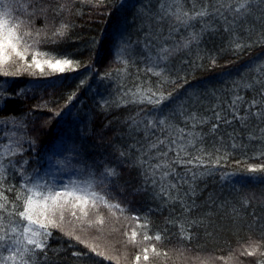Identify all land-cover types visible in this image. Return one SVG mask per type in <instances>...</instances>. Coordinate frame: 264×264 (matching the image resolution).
Listing matches in <instances>:
<instances>
[{
	"label": "trees",
	"instance_id": "1",
	"mask_svg": "<svg viewBox=\"0 0 264 264\" xmlns=\"http://www.w3.org/2000/svg\"><path fill=\"white\" fill-rule=\"evenodd\" d=\"M138 1L35 0V2H30V0H24L25 4L26 2L27 4L30 3V6L27 7L28 12L36 4L43 5L45 8L43 19L36 20L38 26L41 25L38 28L39 36L41 34L39 38L43 43L40 45V48L44 52L46 51L56 56H67V58L73 61V66L77 67V69L49 75H40L42 74L41 72L36 74L28 72L20 73L16 77L0 76V86L7 90L5 95L8 97L5 100H0V133L16 131L17 136L27 137L23 141L25 151L22 154H18L15 159L21 162L24 160L28 161L24 165V168L28 174H31L30 178H34L35 180H38L36 178L38 175L47 177L49 174L47 147L57 136L66 112L70 107L77 104L80 98L85 99L84 103L90 111L91 126L88 138L89 143L84 149L85 154L82 151L79 162L85 168L92 166L95 173H99L105 167L113 165L117 175L110 178L111 183L108 191L111 193V202L119 203L124 209L123 212L114 209L115 214L113 215L107 208L101 207L99 212L90 214L89 218L91 219H96L97 214L100 215L102 213L104 215V224L97 225L96 231H91L93 234L90 237L94 236L91 239L94 243H97L96 241L102 242V244L98 243L100 247L105 246L103 244L105 239L103 240V238L101 239L97 235L99 233L97 231L103 233L102 230L104 229L107 234L106 239L109 241L111 239L117 252L122 248H130L132 250L130 231H132L131 228L134 226V217L141 214V210L144 214L151 210L153 212L154 210L160 212L158 208H161V205L159 207L158 205L150 206V209L145 207L146 200L148 202L153 198L151 193L152 187H149L148 191L142 188L144 185L142 169L135 164L138 154L132 152L130 157L125 159H121L119 155L120 151H127L128 145L133 143V140L128 137L129 118L136 117L137 113L143 115L144 113L141 110L148 111L152 106L146 105L148 106L146 107L145 105L136 104L117 106L114 104L115 101L107 109L99 108L87 95L86 88L94 84L93 78L95 73L93 71L99 65L97 62H105L107 59V50L108 47L110 48L112 34L120 30V26L129 24L134 12L133 4L131 3L135 4ZM260 5L264 8V4ZM32 18L34 17L26 16L25 20H28L30 23ZM62 23H65L66 26L62 29L64 35H54L61 29L58 27ZM167 25L168 23L165 26L154 25V27L162 28L164 34L167 35L169 27ZM259 27L258 31L252 30L246 33L242 25L234 27L243 40V45L240 49L232 47L231 40L227 42L223 37H214L208 34H213L210 31L202 36L201 45L197 46L199 48L194 49L193 52L191 50L185 51L183 53L184 57L175 58V60L172 58L171 61L174 62L170 68L171 73L168 78L174 80H168L166 83L163 82L158 87L159 91L163 92L164 95H168L169 93L172 95L170 100L162 105L163 112L155 113L157 115L169 114V104L177 101L182 96L184 98V96L188 97L194 93L205 95V90L200 89V86L203 83L208 84L209 82L218 80L225 73L237 75L238 81L234 91L240 93L246 100H251L255 95L254 90L245 89L242 85L252 83L251 77L253 75L249 72L250 69L248 70L250 64L251 67H255L254 69L261 64L264 65V23L259 25ZM144 33L138 35L139 40L143 39ZM32 34L34 35V33ZM137 47L139 51L140 47ZM210 60L216 61V64L212 66H209V64L202 65L204 64L203 62H209ZM130 64V66H133V63ZM135 72L137 73L136 68L128 67L124 73L113 77L109 86L110 92L114 93L112 97L120 94L118 89L121 85L129 88L130 85H135V82H138ZM134 77H136V80L131 82V79ZM81 81H84V83L81 84ZM28 87H35V92L30 94L27 91ZM152 88L153 90L157 89L155 86H152ZM13 93L15 95L9 96V94ZM69 97H72V99L70 100ZM204 97L209 100L208 104L204 102L192 105L191 103H187L188 111H197L198 114L207 116L211 115L210 108L213 104L229 101L226 96H220L219 98L218 91L214 92L213 96H211L212 98L206 95ZM205 98L204 101H206ZM197 105H201L202 107L197 108ZM171 110L170 113H174ZM13 119L22 122L24 127L22 129H15L11 125L3 124V121H11ZM172 122L183 126L181 118L177 115ZM208 127L210 125L204 126L202 130L207 132ZM236 127L238 129L239 125L237 124ZM259 127H264V125H260ZM232 130V128L227 129L228 132ZM224 131L225 129L221 128V132ZM249 131H252L257 137L260 136L259 128L255 121L252 122ZM136 137L137 139H143V132L136 134ZM241 137V140H238L237 143L242 144V147L233 149L229 142L227 150L232 156L231 159H235L232 161H243V166L241 169H238L237 166L240 164L234 163L236 169L228 171L234 173L240 179V182L246 183L247 181L254 180L253 186H249V182H247L248 185H244L245 183L243 185L255 187L262 192L259 195L250 196V193L244 190L245 187L238 189L236 193L223 192L218 187L212 185L211 181L214 175L228 172L227 169H230V166L222 167L217 164L214 165L212 174L197 181L199 185L198 191H201L209 199L205 203L203 210H196L195 212L193 209L186 217L182 207H179L178 211L174 213L162 214L161 216L159 214L158 218L154 214L156 218L151 221V227L153 229L157 228L159 231H163V233L167 229H171V225H177L180 228L178 222L168 223L170 220L177 221L178 218L184 220L185 229L188 228L189 219L190 221H202V223L196 224L197 229L194 231L196 233L193 234L195 237L191 236V239H182L180 233L177 231L174 233H164L166 235L163 241L167 246L172 248L173 253L168 256V259L163 258L162 261L168 262L169 260L170 264H174V262L178 261L179 254H184L183 257L185 258H191L198 253L223 257L232 249L237 253L235 254L237 260L232 261L234 264H257V261H264V259L259 258L258 252L252 256L242 254L245 248L251 245L253 241L258 242V240H261L264 243V173L249 174L246 169H243L244 165L249 166V161L253 158L250 157V154L246 153V150L250 149L251 146L254 148L258 145H264V140H248L246 132H242ZM210 140L209 144L205 143L208 151H212L214 147L218 146L214 145L212 138ZM32 141H35L34 149L31 146ZM0 142L7 144V137L0 134ZM216 155L213 152V159ZM261 158L264 160V157ZM260 163L264 165V162ZM255 164L256 162H253L251 165ZM34 169L37 171L33 172ZM21 182V177L10 168L6 180L7 185L19 187ZM6 194L10 200L15 198L14 192ZM144 195H147L145 200ZM149 195H151V198ZM245 200L248 201L247 205L244 203ZM176 230L179 229L176 228ZM124 231L128 234H125ZM95 235L97 236L95 237ZM54 236H57V242L61 246H66L69 242V239L66 240L63 236ZM52 241H54V237L49 239V246ZM69 243L74 245V242ZM237 248L244 249L237 252ZM75 249L72 250V253L89 252V249L84 244H81L80 248L79 246L75 247ZM178 251L182 253H178ZM52 255H55L54 259L58 261L65 259L62 252L52 253ZM105 257H107L105 254L98 256L95 253H91L87 258L76 259L74 264H121ZM221 259L216 260L222 263Z\"/></svg>",
	"mask_w": 264,
	"mask_h": 264
},
{
	"label": "snow or ice",
	"instance_id": "2",
	"mask_svg": "<svg viewBox=\"0 0 264 264\" xmlns=\"http://www.w3.org/2000/svg\"><path fill=\"white\" fill-rule=\"evenodd\" d=\"M188 4L191 5L190 8L187 7ZM258 4H264V0H159L156 12H151L150 8L141 12L148 21L147 31L143 39L136 41L135 44L142 47L144 55L140 57V62L145 64L144 71L157 77L163 76L164 65L177 51L188 49L193 43L198 44L205 33L217 31L219 25H223L225 32L232 33L236 21L249 14L251 5ZM28 6L30 3L25 4L24 0H0V76L16 77L21 71H28L33 66L40 69L43 74L45 64L58 73L74 70L73 61L70 59H57L54 63L51 60L41 61L37 56L44 55L43 53H33L31 63L23 68H17L16 71L8 70L17 59L24 61L30 47L42 42L39 33L33 37L30 32L22 31V27L29 23L28 20H20L17 24L10 22L13 10L25 16L35 15V9L31 13L27 11ZM164 23L169 25L167 35L162 28L154 27ZM196 23L201 25L199 31H188L194 28ZM65 27L62 25L54 35L63 36L62 29ZM181 29L187 32V36L181 35L180 39L176 40L175 37ZM234 46L236 49L242 47L239 43H235ZM131 47L132 42H121L114 52L115 60L124 65L120 71H125L128 66L127 56ZM256 73L257 77L253 83L242 85L245 89L254 90L255 95L251 100H246L237 93L230 101L213 104L210 108L211 115L207 116L200 115L197 111L189 112L183 104L174 113L153 115L155 112H163L161 106L170 100L172 94L164 95L158 87L153 90L147 81L137 83L134 90L126 89L124 85L118 89L120 96L117 98L119 101L117 106L126 104L152 106L148 111L142 109L143 115L137 113L136 117L129 118L128 137L133 143L128 145L127 151H120L121 159L129 158L132 152L137 153L135 164L142 169L145 184H151L153 189H158L156 195L164 199L165 203L180 204L185 217L197 207L196 197L199 195L197 181L212 174L214 165L219 164L221 159L228 158L229 142L233 149L242 147V144L237 143L242 138V132L247 133L248 140H264V127H259L264 125V66L257 67ZM111 75L106 73L104 78ZM137 79L139 80V76ZM83 83L84 81H81V84ZM6 91L0 86V100L8 98L5 95ZM11 95L15 94H9ZM108 104V101H103L101 107L106 108ZM177 114L183 126L172 122ZM253 121L259 128V137L249 131ZM3 124L11 125L15 129L24 127L22 122L15 119L5 120ZM209 125L208 131L204 132L203 127ZM221 128L225 131L221 132ZM228 128L233 130L228 132ZM140 132H143V139L136 137ZM0 134L8 139L7 144L0 142V264H54L48 255L51 229H59L66 237L84 244L89 249V252H74L75 257L83 259L91 253L103 256L104 253L98 252L95 246L75 235V229L65 232L63 224L66 213L76 220L84 221L90 214L99 212L101 207L107 208L113 215L114 209L124 211L119 203L111 202V193L108 191L110 178L117 175L116 170L105 167L97 176L92 166L80 167L77 171L82 179L70 180L61 185L41 183L30 178L31 174L26 172L24 165L28 163L27 160L21 162L15 159L18 154L25 151L23 141L27 137L17 136L16 131ZM209 137L213 139L214 145H218L212 151L205 147V141ZM34 144L35 141H32L33 149ZM213 152L217 154L214 159ZM57 163L66 166L64 161ZM10 168L21 177L19 187L6 183ZM35 171L37 170L34 169L33 172ZM247 171L249 174L264 173V165H249ZM232 175L234 173H222L221 180H227ZM13 192L15 198L10 200L6 193ZM244 203L247 205L248 201L245 200ZM177 222L183 239L187 232L184 220L178 218L177 221H168ZM197 223L202 221L192 220L188 223V229ZM94 224L103 225L104 217L97 215L94 221L87 220L88 227ZM136 235V231L131 233L133 243ZM154 238L160 241L163 237L157 233ZM187 238L191 239L190 234ZM149 239L151 237L148 235L144 236L145 241ZM258 248L259 245H249L242 254L255 255ZM151 250L156 253L155 246H152ZM148 253V248L143 249L144 261L149 260ZM140 260L141 256L138 254L135 257L136 264ZM257 264H264V261H257Z\"/></svg>",
	"mask_w": 264,
	"mask_h": 264
},
{
	"label": "rangeland",
	"instance_id": "3",
	"mask_svg": "<svg viewBox=\"0 0 264 264\" xmlns=\"http://www.w3.org/2000/svg\"><path fill=\"white\" fill-rule=\"evenodd\" d=\"M27 4V2H26ZM133 4V15H132V20L129 21V24L125 25V26H120V30L115 31L112 34V39L110 40V48L108 47L107 50V59L105 62H97L99 63V65H97V67L94 68V73L95 76L93 78L94 80V84L91 86H87L86 90H87V95H89L91 101L93 103H95L99 108L101 107V103L103 101H108L109 104L106 108L107 109L109 107V105L112 102H115L114 104L117 105L119 103L118 101V97L116 96H120L119 95H115V97H112V95H114V93L112 94L110 92V88L109 86L111 85V82L113 80V77H115L117 74L120 75L121 73H124L128 67H132V68H136V71L139 69L140 71L137 73L135 72L136 76H139V80L138 82H135V85L137 83H139L140 81H147L149 82L150 79H152V81H150V85L155 86V87H160L159 85H161L163 82L166 83L168 80L173 81L174 79H169L168 76L171 73V67L173 66V62L171 61L172 58H179V57H184L183 53L185 51L191 50V52L194 51V49L199 48L197 47L198 45H201L202 39L200 40V42L198 44L193 43L188 49H181L179 51H177L174 55H172L169 60L167 61L166 65H164L165 71L163 73V76L161 77H157L152 75L151 73H146L144 71L145 68V64L144 63H140V57L144 55V53L142 52V47L138 44H135L136 41L139 40L138 35H142L143 32H145L147 30V18L142 16L141 12L143 11H147L148 8L151 9V12H156L158 7H159V0H139L137 3H131ZM188 8L191 7L190 4L187 5ZM233 7H235V3L233 4ZM35 9V15H32V18L30 20V23L32 24H27L24 25L22 27V31H28L31 34L34 33V35L32 34L33 37L36 36V34L39 32L38 28H40V26H38L37 21L38 19L41 18V20L44 17V13H45V8L43 5H38L36 4L29 12H33V10ZM43 10V11H41ZM26 16L21 14L20 12H17L15 10L12 11L11 17H10V22L13 24H17L19 23L20 20H25ZM37 20V21H36ZM264 23V8L258 4V5H251L250 6V12L246 17L241 18L240 20H237L236 23L233 25V32L229 33V32H225L223 30V25H219L218 26V30L212 33H208L214 37H223L224 40H226L227 42L229 40H231L232 47H235V43H239L241 45H243V40L240 37L238 31L236 30V28H234L235 26H240L242 25L244 27V32H250L252 30L254 31H258L260 29L259 25H262ZM240 24V25H239ZM62 25H65V23L59 25L58 28H61ZM162 25H166V23L162 24ZM143 26V27H142ZM168 26V25H167ZM214 27H217V25H213ZM201 25L199 23L195 24V27L192 29H189L188 31H199ZM247 27V28H246ZM37 30V33H36ZM181 35L183 36H187V32L184 31L183 29H181V32L179 34H177V36L175 37L176 40H179ZM41 37V34L40 36ZM31 40L29 41V44H31ZM121 42L127 43V42H132V47L129 50L130 54L127 56V59L129 61L128 66L126 68L125 71H120L121 69L124 68V65L121 62H118L115 60L114 58V52L116 51V49L119 47V45L121 44ZM171 43V41L169 42ZM43 43H39L37 44L35 47H30L28 49V53L25 56L24 61H20L17 59L15 64H12L9 66L10 71H16L17 68H23L25 67L27 64L31 63V59H32V54L33 53H43L44 55H38L37 58L40 59L41 61L43 60H51L53 63L55 62V60L57 59H69L67 58V56L65 55H53L52 53H48V52H44L41 48L40 45H42ZM140 47V50L138 51V47ZM23 50V49H21ZM133 61H135L133 63ZM211 61V60H210ZM209 61V62H210ZM205 61L203 62L205 64H209V66H212L213 64H216V61H211L210 63ZM220 62V61H219ZM133 66H130L131 64ZM250 68L248 67V70L250 73H252L253 77H251L252 79V83L254 81V79L257 77V73H256V69H254L255 67H251V64L249 65ZM259 66H264V65H259ZM74 69H77V67H74ZM159 70V69H157ZM53 71L51 68H49L46 64L44 65V72L43 74L40 75H49L52 73H57L58 72H50ZM39 73L41 72L40 69L35 68L34 66L32 68H29L28 71H21V73ZM46 72H50V73H46ZM106 73H111L112 75L108 78H104ZM134 74V75H135ZM224 76L219 78L218 80L209 82L208 84L203 83V85L200 86V89L202 88V90H205L206 92V96L209 98H212L211 96H213L215 91H218L219 93V98L220 96H226L228 97L229 101L231 100V98L233 97V95L237 94V92L234 91L235 86L237 85V81L238 79L236 78L237 75L233 74V73H225L223 74ZM149 79V80H148ZM136 80V77L131 79V82H134ZM243 82V81H242ZM251 84V83H248ZM135 85H130L129 88H132L133 90L135 89ZM147 86V85H146ZM127 89V88H126ZM199 89V88H198ZM35 87H31V88H27V91L32 94L35 92ZM215 90V91H214ZM197 91V89H196ZM194 91V92H196ZM240 94V93H239ZM205 95H200L199 93H194L192 95L187 96H183L180 97V99H178L177 101L170 103L169 104V114H170V109H172L171 111L175 112L179 106L181 104H183L186 108L188 107L187 103H201L204 102L206 104L209 103V100L206 99L204 96ZM114 98V99H113ZM182 98V99H181ZM204 98L206 99V101H204ZM84 98H80V100H78V103L73 105L72 107L69 108V110L66 112L65 116L62 119V124H61V128L58 130L57 136L50 142V145L47 147V153H48V158H49V174L47 177H43L42 175H38L36 178L38 179V181L42 182H47L50 184H54V185H61V184H66L68 183L70 180H79L82 179L83 177L80 175V173L77 171V169H79L80 167H82L83 165L80 164L79 159L82 155V151L84 152V149L88 146L89 143V133H90V126H91V121H90V111L88 109V107L85 105L84 103ZM180 100V101H179ZM179 101V102H178ZM146 106V105H145ZM148 107V106H146ZM162 107V106H161ZM198 107H202L201 105H197ZM153 115H157V113H153ZM164 115V114H161ZM159 116V115H158ZM177 116H179L177 114ZM63 125V128H62ZM210 138V137H209ZM206 139L205 143L209 144L210 143V139ZM246 153L250 154V157H253L252 160H250V164L251 165L253 162H256L255 165H263L260 162H264V160H262L261 157H264V155H260V153H264V145H258L257 147L251 146L250 149L246 150ZM231 155L228 154V158L226 160L221 159L220 163L217 164L219 166L222 167H228V165L230 166V169L228 168V170H232V169H236L234 163H239L240 165L237 166L238 169L242 168V164L244 163L243 161H236L233 162L232 160H235L234 158L231 159ZM248 160V159H247ZM57 161H64L65 165H61L58 164ZM232 161V162H231ZM248 165V163H247ZM111 168H113V165L109 166ZM249 166H245L243 169H248ZM103 171V170H101ZM100 171V172H101ZM99 172V173H100ZM97 173V176L98 174ZM226 173H231V172H226ZM221 175L222 174H216L213 176L211 184L214 185L215 187H218L219 189H221L223 192L227 193V192H233L236 193L238 191V189L245 187L244 190H246L247 193H250V196H256L259 195V193H261L262 191L256 189L255 187H249V186H253L254 185V180H250L247 181L249 182V186H244L247 184V182H240V179L237 178V176L232 175L229 179L227 180H221ZM144 182V181H143ZM245 183V184H244ZM244 184V185H243ZM248 185V184H247ZM149 187H152L151 184H145L142 188H144L145 191H148L147 189ZM258 188H262V187H258ZM158 191V189H153L151 190L152 196L153 198L150 199L148 202L146 200V206L148 209H150V206L153 205H161V208H158V210L160 212H158L157 210H154V212L151 210L149 212H145L144 214L142 213L141 210V214L136 215L138 218L140 219H135L134 221V226L131 228L132 231H136L137 233V237H135V243H133L131 241L130 238V244H131V248L132 250H130V248H122L120 249V251H116L114 246H113V242L109 240H107V234L105 233L104 229H97V230H102L103 233H100V231H97L99 233H97V235L99 237H101V239L103 238V244L105 246H101L98 244H102V242L100 241H96L97 243H94L93 241H91L90 235L93 234V230L96 229L97 225L94 224L92 227H88L87 225V220L91 219L89 217L85 218L84 221H80V220H76L75 218L71 217L69 213H66V219H65V223L63 224V228L65 232L68 231H73L75 229V235H79L81 237L82 240H85L88 244H91L93 246H95L97 248L98 252H102L104 253L107 257H110L111 259H113L116 262H119L121 264H136L135 261V257L139 254L141 256V260L138 262V264H168L167 261H162V259H168L169 255H171V253H173L172 248H170L169 246L166 245V243L163 241V238L166 234L164 233H169V232H179L180 233V228H178L177 225L172 226L171 225V229H167L166 231H159L157 228L153 229L151 227L152 222L156 216L158 218L159 214L160 216L162 214H169V213H174L178 211V208L181 207L180 204L176 203V204H171V203H165L164 199L159 198L156 195V192ZM199 192V191H198ZM145 194V193H144ZM147 195H144V200L146 199ZM149 197L151 198V195H149ZM209 199L206 198L205 195H203L201 193V191L199 192V195L196 197V205L197 207L193 210L196 212V210H203L205 208V203L208 201ZM78 212V209H77ZM69 214V215H68ZM79 214V213H78ZM156 214V216L154 215ZM99 215V214H97ZM96 215V216H97ZM100 215H102L104 217V215L101 213ZM91 220H95L91 219ZM191 222L190 219L188 220V223ZM146 224V227H145ZM125 226V225H124ZM126 227V226H125ZM179 229V230H176ZM188 229V228H187ZM197 229L196 224L193 225L190 229H188L185 234V238H187V235L190 234V236L195 237L193 234H195ZM96 231V230H95ZM52 232V236L54 237V241L51 242L49 248V252L48 255L52 258V260L54 261V264H74L76 259H78V257H75L72 253V250L79 246V248L81 247V244L78 243L77 241H75L74 239H69L68 237H66L63 232H61L59 229H51ZM125 232V231H124ZM127 232H125L126 234ZM157 233H160L162 235V240L157 241L155 240V235ZM103 234V235H102ZM128 234V233H127ZM54 235H60L63 236L66 240L69 239V242H74V245H71L69 242L66 244V246H61L59 245V243L57 242V236ZM95 235V237L97 236ZM105 235V236H104ZM148 235L149 237H151V239L145 241L144 240V236ZM129 236V235H128ZM131 236V235H130ZM181 236V235H180ZM94 237V236H92ZM139 237V238H138ZM59 239V238H58ZM109 239V238H108ZM262 242V243H260ZM135 244V245H133ZM83 245V244H82ZM251 245L255 246V245H259V248L257 250L259 258L260 259H264V255H262L261 253H264V243L263 241H259L258 242H252ZM152 246L156 247V253L152 252ZM249 247V245L245 248L247 249ZM148 248L149 249V260L148 261H144L143 260V249ZM56 249V251H55ZM58 249V250H57ZM244 248H237L236 251L240 252L242 251ZM60 253L62 252V254L64 255V260L62 261H58L56 259H54L55 255H52V253ZM51 253V254H50ZM178 253H182L179 252ZM237 254L234 249L230 250L226 255L219 256V255H215V256H209V255H205V254H195L193 255L191 258L188 257H183L184 254H179V258L177 262H174V264H234V262L232 263V261L237 260V256L235 255ZM183 257V258H182ZM222 258V259H221ZM182 259V260H181ZM216 259H221L222 263L218 262V260ZM227 259V260H225ZM242 259V258H241ZM81 260V258H80ZM231 261V262H229ZM170 264V263H169Z\"/></svg>",
	"mask_w": 264,
	"mask_h": 264
},
{
	"label": "bare ground",
	"instance_id": "4",
	"mask_svg": "<svg viewBox=\"0 0 264 264\" xmlns=\"http://www.w3.org/2000/svg\"><path fill=\"white\" fill-rule=\"evenodd\" d=\"M92 238H94V237H92ZM74 250H76V249L74 248Z\"/></svg>",
	"mask_w": 264,
	"mask_h": 264
}]
</instances>
